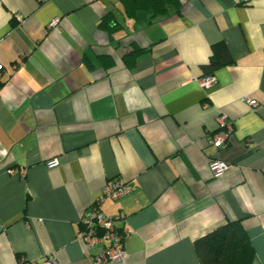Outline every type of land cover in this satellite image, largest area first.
<instances>
[{
	"label": "crops",
	"instance_id": "obj_1",
	"mask_svg": "<svg viewBox=\"0 0 264 264\" xmlns=\"http://www.w3.org/2000/svg\"><path fill=\"white\" fill-rule=\"evenodd\" d=\"M178 9L0 0V264H93L80 220L116 179L132 192L100 210L125 218L123 264H200L195 240L229 220L264 264V0ZM219 43L231 63L204 88ZM219 116L232 132L216 149Z\"/></svg>",
	"mask_w": 264,
	"mask_h": 264
},
{
	"label": "built area",
	"instance_id": "obj_2",
	"mask_svg": "<svg viewBox=\"0 0 264 264\" xmlns=\"http://www.w3.org/2000/svg\"><path fill=\"white\" fill-rule=\"evenodd\" d=\"M18 17V16H17ZM59 20L55 19L51 22L50 28L56 27ZM2 66H0V70ZM214 83L212 76H206L201 79V86L208 87ZM252 107H256V101H248ZM218 128L221 131L208 139V143L216 149L223 148L226 145L228 135L232 132V125L227 122L225 116L217 118ZM223 130V131H222ZM57 165L56 160L48 162L49 167ZM210 171L214 178H219L228 170V164L224 161L213 159L209 163ZM132 192V187L125 181L116 179L109 180L101 193V196L96 200L88 211L80 220L81 230L78 232V239H80L86 248V256H89L93 264H109L110 262H119L123 264L125 254L123 252V239L126 234L125 229H118L115 225L117 220H124L123 215L116 218L106 216L100 210V204L105 199L112 201L120 200L128 196ZM102 245V253L98 256H90V250L96 245ZM28 264H38L35 262ZM41 264H57L53 258H48L41 262Z\"/></svg>",
	"mask_w": 264,
	"mask_h": 264
},
{
	"label": "trees",
	"instance_id": "obj_3",
	"mask_svg": "<svg viewBox=\"0 0 264 264\" xmlns=\"http://www.w3.org/2000/svg\"><path fill=\"white\" fill-rule=\"evenodd\" d=\"M124 13L135 20L140 12L152 17L165 15L169 7H179V0H120ZM107 24V22H102ZM212 56L205 67L206 74L229 65L231 60L222 43L213 46ZM137 54V51L133 52ZM136 56V55H134ZM207 76V75H206ZM200 264H251L253 248L249 243L241 220H229L194 242Z\"/></svg>",
	"mask_w": 264,
	"mask_h": 264
}]
</instances>
